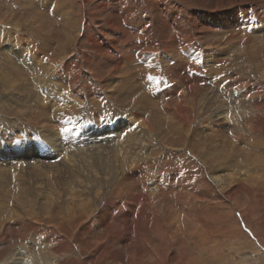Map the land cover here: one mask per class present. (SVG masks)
Masks as SVG:
<instances>
[{"label":"bare ground","instance_id":"6f19581e","mask_svg":"<svg viewBox=\"0 0 264 264\" xmlns=\"http://www.w3.org/2000/svg\"><path fill=\"white\" fill-rule=\"evenodd\" d=\"M46 1L49 2V0ZM62 1L65 2L66 0H60V2L53 4V10L58 15L61 12V17L64 20L62 23V43L53 40L57 42V46L59 45L57 47L58 50L64 53L65 46H67L65 45L66 41L76 40V37H79L78 42L85 40L82 43H85L83 47L92 46L93 53L99 56L102 67L106 69L105 80L99 81L101 95H98V104H101L99 105L100 108L108 107L107 103H112L110 100L117 93V99L111 100L113 101L112 105L117 104V106L115 105L117 110L121 109L118 107L121 104H126V102L128 103V108L136 107L137 109L134 112L129 109V115L120 117L117 120L105 119L106 122L102 124L89 123L86 126H81L80 124L79 127L80 122L75 121L69 114L77 109L74 106L80 105L78 102L80 103L81 100L84 102L83 94L72 95L70 93L71 91L73 92V89H70L74 84L72 83L73 79L76 77L79 83L82 81L80 79V71L70 69L69 61L62 57L60 58L62 62L58 61L56 67L60 68L64 74L71 75L68 76V86L66 85L67 88L63 89L65 83L62 76L55 77V75L52 77L53 81H51V77H49L51 74L49 73L50 71L52 72L51 58L53 54L49 55V52H51V39L49 37L52 36L49 35L52 34V31L49 28L51 25L48 24H51V21L45 19L43 12L28 5L25 0L19 1L21 4H18L20 10L26 16L23 20L34 24L37 32L36 34L32 33L33 37L28 41L30 44H25V39L15 38V32L6 27L5 24H10L11 22L10 17L6 15L3 20V22L8 21V23H0L1 28H6H3V34L5 36L9 35V39L4 40L7 56L2 52L3 59L0 60L4 72L7 74L4 75L6 82L0 76V93L5 92L7 89L10 91L3 93V97L7 96V98L4 99L0 107H3L5 102L11 101L18 112V106H21L22 111L29 108L28 110L33 112L30 113L32 115L30 116L31 120L33 119L37 122L40 121L39 118H44L51 112L54 114L52 116L57 115L62 122L65 121V115H69V119L64 123L57 121V125H55L52 123L51 117H49L46 119L45 129L43 125H38L40 130L38 129L33 134L19 136L18 132L20 131L11 130L0 136V237L7 234L3 230V224L17 221H20L21 225H26V222L30 223L32 228L37 222L46 225L52 222L59 230L65 231L69 227L74 228V219L76 220L77 217L84 218L85 216L88 217V215L99 214L97 219L101 222V225H105V220H107L108 215H112V211L101 208L99 203L108 199L109 194L115 192V190L120 192L125 188L127 191L130 189L132 191V187L134 188L135 185L133 182L131 184L125 183L126 176H129L130 170L134 176V168L138 167L142 161L146 164V160L150 161L157 156L156 150H154L155 152H146L145 150L150 149L147 145H149L151 140L155 139L169 149L188 146L192 155L198 156L209 168L215 166L212 171L213 181L219 187L223 186V183L231 176L226 177L227 175L222 176L213 172L216 169L219 170L216 165L222 164L228 154H232V152L222 144L212 143L213 145H211L209 141H200V136L204 131L197 127L192 129L190 126L196 120L195 112L196 116L205 115V117H212V113L215 112L213 116L216 121V130L222 132L226 128L223 123L227 120L230 121L233 117L229 108L231 97L225 95L229 92L226 84L224 85L226 89L224 93L213 92L215 90L212 83L213 87L209 90L210 92L199 93L200 84L206 82L203 75L187 73L185 70L182 71L176 68L174 71L176 73L175 76L182 74V83L186 84L187 87L189 86L190 89L186 94L179 97L175 96L174 100V89L165 88L160 91L159 83L161 82L157 75L161 74L165 69L171 68L178 61H186V59L194 60V63L199 64L203 68H208L211 72L220 73L221 70L229 78L234 75V73L229 72L231 70L239 73H247L254 68H256V71H264V9H262L264 6L261 5L258 10H252L247 7L248 3L252 1L262 2L263 0H190L195 9L188 10L189 12H186L185 6L174 0H152L154 5L149 18L152 22L148 19L146 20L143 16L138 18L135 15V11L123 7L113 8L112 11L105 15L108 1L102 0L100 5H98V2L94 4L92 0H83V7H89L88 11H93L94 8L98 9L97 16L104 17L106 25H108L105 26L107 29H102L100 26L97 27L96 33H92L85 24L81 27L77 18L75 20L71 18L69 14L71 12H68L63 7ZM11 11L13 12V9ZM55 12L54 14H56ZM89 13L87 12L86 15ZM127 18L134 25L128 26L126 23ZM182 18L193 27V30H190L191 32L187 24H184L185 26L180 25V19ZM2 24L4 25L2 26ZM137 26L140 27L138 28ZM239 27L244 30V33L235 32ZM216 28L221 30L220 35L212 33ZM41 30L46 31L40 33ZM193 31L196 34L207 35L205 48L193 41L195 36L192 34ZM3 34H0L1 37ZM41 35H44V37ZM37 37L38 39H35ZM33 39L39 42L38 46L33 44ZM126 43L130 46V50H128ZM217 43L219 44L216 46ZM179 44L183 46V49H180ZM190 46L195 48L192 49ZM138 47L139 52L136 50ZM148 49H151L152 53L147 52ZM159 49L160 51H158ZM200 49L204 52H202V55L199 53ZM44 57L48 58V61L43 62L42 59L44 60ZM88 57L90 58V56ZM98 66L101 67V65ZM143 68H146L147 72L158 73L144 77L139 75ZM94 72L88 71L91 75H94ZM91 78L94 79L92 76ZM44 86H46L45 92L42 90ZM79 86L81 88V85ZM164 93L169 95V99L166 101L163 99L162 94ZM165 104L166 106H164ZM171 104H173V107L170 106ZM256 109L258 110V108ZM118 111L122 112V109ZM56 112L57 114H55ZM43 120L45 121V119ZM167 134L173 135L174 141H167ZM148 137L151 139L147 140ZM104 142L113 143V147L106 151L107 148H103L104 145L102 144ZM207 143L210 144L211 150ZM246 157L242 165H245L247 169L251 165L254 168L257 166L264 169V159L251 157L250 155H246ZM221 167L222 170L227 168ZM250 176L251 173L245 174L243 178L248 180ZM253 180L255 181V179ZM157 181L149 182L150 187L145 193L139 194L137 190V195L133 194L127 198L126 202H129L128 210L139 196L143 200L145 197H149L152 202H156L155 204L157 205L154 207L157 206V208L155 209L163 212L164 215L167 212H172L169 209V211L164 210L166 200L162 199V197L171 194V196H174L173 199L176 200L175 193L167 191L169 187L166 190L161 188L171 184L165 182L166 180L162 183ZM249 203V201H246L243 204L245 209L238 210L237 208L241 212V218L245 220L248 226L251 225L248 222L250 219L246 216V209ZM236 205L239 207L238 202H236ZM54 208H56V211H54ZM158 214H156V218L159 216ZM164 215L163 217L160 216L161 219H164L166 216ZM97 219L95 216L94 221L96 222ZM156 222L155 233L162 238L169 236L165 235V228L163 229V224H167V221L157 219ZM235 223H237L236 220ZM79 224L77 223V227ZM122 227L119 224L114 227L109 226L108 232L112 233L116 230H121ZM169 230L172 235L171 228ZM169 237L170 240L174 238L173 235ZM260 240L258 241L257 239V242H260ZM163 241L165 240L159 238V242L162 243ZM19 245L16 246L15 252L9 257L7 256V258L0 254V264L6 262H9V264H39L34 258L29 261L25 257L26 254L24 253L28 251L29 247L27 248L24 241ZM38 245L36 244L35 246L38 248ZM44 261L46 260L44 259Z\"/></svg>","mask_w":264,"mask_h":264},{"label":"rangeland","instance_id":"374dc122","mask_svg":"<svg viewBox=\"0 0 264 264\" xmlns=\"http://www.w3.org/2000/svg\"><path fill=\"white\" fill-rule=\"evenodd\" d=\"M19 1L0 0V23L3 22V20L6 18V15L7 17H10L11 22L10 24H5L6 27L15 32V38L25 39V44H30L28 41L31 37H33V34H36L37 28L34 24H30L23 20V18L26 16L25 13L20 10L19 5L21 4ZM25 1L28 5L39 10L40 12H43L45 19H49L51 21V24L48 23L51 25L49 28L51 29L50 31H52V34L49 35L52 36H48L49 39H51V52H49V55L53 54L51 58L52 64L50 63L52 66V72L50 71L49 73L51 76L48 75L51 77V81H53L52 77L55 75V77L62 76L65 83L63 89L65 90L67 88L66 85L68 86V76L71 75L64 74L60 68L56 67V63L58 61L62 62V60H60L62 57H65L66 60L69 61L70 69L72 68L78 72L80 71L79 74L82 81L79 83L75 77L72 82L74 83V87L70 86V89H73V92L71 91L70 93H72V95H79V93L83 94L84 102L83 100H81L80 103L78 102L80 105L74 106V108L77 109L71 111L69 114L70 117L72 116L75 121H78V123L80 122L79 127L80 124L81 126H86L89 123L102 124L106 122L105 119L117 120L120 117L129 115L130 108H128L127 102L126 104H121L118 107L122 109V112L118 111L121 109L117 110V104H115L116 106L112 105L113 101L111 100L117 99V93H115L116 96H112V99L110 100L112 103H107L108 107L100 108L99 105L101 104H98V95H101L99 81L105 80L106 69L102 67L99 56L93 53V50L91 49L92 46L83 47L85 43H82L85 40L78 42L79 37H76L77 41L75 39L66 41L65 45L67 46H65L64 53L58 50L57 47L59 45L57 46V42L54 41H59L61 43L63 41L62 23L64 20L61 17V12L58 15V13L53 10V4L58 3V1L60 2V0H49V2L46 0ZM92 1L94 4L98 2V5H100L102 0ZM106 1H108V7L105 9V11H107L105 15L108 14L109 11H112L113 8L115 9L123 7L135 11V15L138 18H142L143 16L146 20L148 19L150 22H152L151 19H149L154 5L152 0ZM174 1L185 6L187 9L186 12H189L188 10L195 9L190 0ZM261 5L264 6V0L262 2L252 1L251 3H248L247 7L252 10H258ZM63 7H65L68 12H71L69 13L71 18L74 20L77 18V21L81 27L84 26V24L87 25L92 33H96V28L99 26L102 29L106 28L105 26H108L106 25V20L104 17L97 16L96 13H98V9L94 8L93 11H88L89 7H83V0H66L63 2ZM11 9H13V12ZM54 12L56 14H54ZM87 12L90 13L86 15ZM6 22L8 23V21L3 23ZM126 23L128 26L134 25L128 18ZM184 24L188 25L189 31L193 30V27L190 26V23L188 24L184 18L180 19V25ZM3 25L4 24H2V26ZM137 27L139 28L140 26ZM3 28L6 29L5 27ZM3 28H1L0 34L4 33ZM236 30V33H244V30L241 27ZM45 31L46 30H41L40 33ZM212 33L220 35L221 30L216 28L214 31H212ZM192 34L195 35L193 37V41L197 45L204 46L203 48H205L207 35L202 33L196 34L194 31ZM244 35L246 36V34ZM41 36L44 37V35ZM1 38L4 39L2 40ZM5 39H9V35L5 36V34H3L2 37L0 35V60L3 59L2 52L7 56V52L5 50L6 44H4ZM35 39H38V37ZM35 39H33L34 41L32 40V42L34 45L38 46L39 42ZM136 41L138 42V40ZM126 44L128 45V43ZM218 44L219 43H217L216 46ZM137 45H139V43H137ZM179 47L180 49H183L181 44H179ZM190 47L192 49L195 48L192 46ZM129 48L130 46L128 45V50H130ZM136 50L139 52V47ZM151 51V49L147 50L149 53H152ZM158 51H160V49ZM202 52L203 50L200 49L199 53L201 55L204 53ZM88 56H90V58ZM45 57L44 60L42 59L43 62L48 61V58L46 59ZM86 58L89 59L87 60ZM83 59H86L87 61ZM98 65H101V67ZM176 68L182 71L185 70L187 73L197 75L199 73L200 75H203L206 82L200 84L199 93L210 92L209 90H211V87H213L211 83L214 84L215 91L213 92L224 93L226 90L224 85L226 84L229 92L225 95H229L231 97V102L229 104L230 112L233 115L232 119L230 120L231 122L227 120L225 123H223L225 124L226 128L223 129L222 132L219 130L217 131L215 117L213 116L215 112L212 113V117H205V115L196 116L195 108L194 112L196 120L193 124H191L190 128L194 129V127H197L204 131L200 136V141L205 142L206 140L209 141L211 145H213L212 143H215L228 147L232 154H228V157H226V160H224L222 164L219 163L216 165L219 170L216 169L213 173L221 174L222 176L227 175L226 177L231 176V178L229 177L228 180L223 183V186L219 187V185H217L212 178V171L214 170L215 166L213 168H209L206 163L198 158V156L195 154V156L192 155L188 146L185 148L169 149L165 145H161L157 139L151 140L149 145H147V147L149 146L150 149L145 150L146 152H155L154 150H156L157 156H155V158L150 161L146 160V164H144V161H142L138 167L134 168V176L131 174L130 170V174L128 173L129 176H126L125 183H134L135 186L134 188L132 187V191L131 189L127 191L125 188L120 192L115 190V192L109 194L110 196L108 199L102 200V203H99L101 208L106 210L110 209L112 211V215H108L107 220H105V225H101V222H99L97 219L99 214L90 216L88 215V217L85 216L87 218L77 217L76 220L74 219V228L69 227L65 231L59 230L52 222V224L49 223L47 225L37 222L34 224L33 228L30 223L27 222L25 223L26 225H21L20 221L10 224L6 223L3 224L2 227L3 230L7 232V234L0 237V254L3 257L5 256V258H7V256L9 257L12 255L13 252H15L16 246H20L19 244L24 241L27 248L29 247L28 251L24 253L26 254L25 257L29 261L34 258L35 261L37 260L39 262V264H264V169L257 166L254 168L252 165L248 167L249 169H247L245 165H242V162L245 160V158H247L246 155L264 159V71H256V68L251 69L247 73H239L238 71L236 72L231 70L229 72L234 73V75L232 78H229L228 75L221 70L220 73H216L214 71L211 72L208 68H203L199 64L194 63V60L192 59H186V61L180 60L171 68H167L161 74L157 75V78L161 82L159 83L160 91L165 88H168L169 90L170 88L174 89V100L177 96L179 97L180 95L188 93L190 89L189 86L187 87L186 84L182 83V74L175 76L176 73L174 71ZM88 71H95L96 73L94 72V75H91L88 73ZM157 73L158 72H147L146 68H143L139 75H143L145 77L146 75H156ZM88 74L94 77V79ZM4 75L7 74L3 70V65L0 64V76L4 78ZM171 77H173V79H171ZM4 80L6 82V78H4ZM79 85H81V88ZM45 88L46 86H44L42 89L44 92ZM63 89L61 87L62 91ZM222 90L224 91L222 92ZM6 92L10 91L7 89L3 93ZM3 93H0V105L3 103L4 99L7 98V96L3 97ZM103 94H105V92H103ZM162 95L164 101L169 99V95H166L165 93ZM22 103L26 104L25 102ZM3 105V107H0V136L11 130L20 131L18 132L19 136L33 134L38 131V125H43V128L45 129L46 119L49 117H51L52 123L55 125H57V121L64 123L69 119V115H65V121L62 122V120H59L57 115L52 116L54 114L51 112L48 116L39 118L40 121L37 122L33 119L31 120L30 116L32 115H30V113L33 112L28 110L29 108L22 111L20 108L21 106H18V112L13 107L11 101H7ZM164 106H166V104ZM170 106L173 107V104ZM256 108H258V110ZM136 109L137 108L135 107L131 108L130 110H133L134 112ZM55 114H57V112ZM43 119H45V121ZM167 135V141H174L173 135ZM149 139L151 138L148 137L147 140ZM102 144L104 145L103 148H107L106 151H109V149L113 147V143L104 142ZM210 144H208L209 149L211 148ZM221 166L227 167L226 170H222ZM250 173V180L243 178L245 174ZM252 177H254L253 179H255V181L251 179ZM154 180H158L160 183L166 180L165 182H169L171 184L167 187L164 186V188H161L166 190V188L169 187L167 191L175 193L174 195L176 200L173 199L174 196H171V194L168 196L163 195L164 197H162V199L164 198L166 200L164 210L167 211L169 209L172 210L173 213L167 212L165 216L163 212L157 211L155 209L157 208V206L154 207L157 205L155 204L156 202H152L149 197H145L143 200L139 198V196L136 202L133 203L128 210L129 202H126V200H128L127 198L133 194L137 195V190L139 194L145 193L150 187L149 182ZM246 201L250 202L246 209V216L250 219V221H247L249 222V225L251 224L250 226H248L245 220L241 218V212L238 211L239 209H245L243 204H245ZM236 202H238L239 207H237ZM91 210L93 209L91 208ZM54 211H56V208H54ZM155 213H159L157 218ZM163 215L165 217L164 219H161ZM95 216L97 223L94 221ZM157 219L167 221V224H163V229L165 228L164 233L165 235L169 236L173 235V240H170L169 236L162 238L158 236L157 233H155ZM81 220L82 222H80ZM235 220L237 223H235ZM77 223H80L78 227ZM115 224L123 226L122 229L109 233V226L114 227L116 226ZM239 224L240 229L238 227ZM170 228L172 235L169 230ZM159 238L165 241L161 243L159 242ZM257 239L258 241L260 240V242H257ZM36 244H39L40 246L38 245L37 248L35 246ZM45 253L48 254L46 255ZM44 259L46 261H44ZM4 264H9V262Z\"/></svg>","mask_w":264,"mask_h":264}]
</instances>
